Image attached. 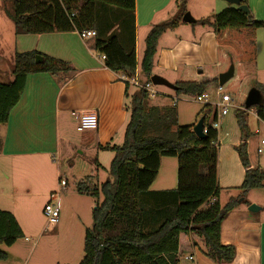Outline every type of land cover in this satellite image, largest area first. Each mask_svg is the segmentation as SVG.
I'll list each match as a JSON object with an SVG mask.
<instances>
[{"label": "trees", "instance_id": "obj_1", "mask_svg": "<svg viewBox=\"0 0 264 264\" xmlns=\"http://www.w3.org/2000/svg\"><path fill=\"white\" fill-rule=\"evenodd\" d=\"M9 1L18 35L95 31V50L105 56V66L127 79L137 73L136 0ZM181 1L177 18L152 26L145 38L139 78L144 84L153 76L160 38L175 28L186 13L188 0ZM243 4L248 6L247 0ZM194 25L213 30L218 60L215 65L179 66L175 94L195 97L214 92L219 86V76L237 62L242 68L237 74L235 66L234 81L237 84L252 81L248 90L255 88L261 92L263 102L254 108L257 118L264 121V87L258 86L253 77L257 67V32L264 29V21H256L251 10L244 12L231 6ZM38 56L43 58L41 64L36 63ZM72 71L70 64L37 51L17 53L13 80L0 81V125L7 123L10 112L20 101L28 75L56 76ZM125 84V101H130L125 102L128 123L123 143L100 147L114 155L109 178L99 185L90 176L77 185L78 193L97 199L93 226L85 233L84 258L80 264H194L184 257L195 250L215 264L232 262L236 248L221 243L222 223L240 205L239 198L251 190L264 188V172L251 168L246 148L248 90L241 95L244 110L236 112L244 138L237 149L245 170L243 193L222 207L217 169L218 131L213 128L216 110L211 105L204 108L206 138L199 139L193 132L194 126L173 129L178 124L175 104L164 108L148 106L150 98L144 89L138 88L129 96L131 84L128 81ZM166 157L179 161L178 186L152 192L150 188L159 174L161 159ZM22 238L25 236L16 217L0 209V247H12ZM7 259V253L0 250V263Z\"/></svg>", "mask_w": 264, "mask_h": 264}, {"label": "rangeland", "instance_id": "obj_2", "mask_svg": "<svg viewBox=\"0 0 264 264\" xmlns=\"http://www.w3.org/2000/svg\"><path fill=\"white\" fill-rule=\"evenodd\" d=\"M162 1L164 0H140L144 7L156 5ZM247 2L254 19L257 15L260 19H264V0H247ZM181 4V0H174L171 8L176 5L181 6ZM231 6L236 7L222 0H188L186 2V13L191 14L193 19L200 14L206 15L205 18H207V15L218 14ZM11 12L10 1L0 0V66L2 64L7 65L10 70L14 68L17 48L23 43L22 34L18 35L15 24L11 19ZM168 34L162 42L163 45L168 44L170 36H173V31L169 30ZM142 36L141 29L139 31L141 46L139 52L138 50L136 52L139 59V72L140 59L144 53ZM256 41L258 50L257 67L253 77L258 86L264 87V29L257 33ZM209 50V47H207L208 54ZM217 60V53H214L204 63L215 65ZM232 66L237 67L236 73L239 74L242 66L237 62ZM153 75L163 77L171 83L176 80L175 73H165L159 70L156 65L153 68ZM251 83L252 81L237 84L233 78L222 87V91L233 100L229 115L219 120L221 126L217 128L219 133L217 146L219 202L222 207L226 206L231 200L238 199L243 193L241 187L245 170L239 159L237 149L243 143L244 138L238 125L236 112L244 110V108H241L243 102L241 95L250 89ZM219 88L218 86L214 92L208 93L212 103L219 102L220 97L217 95ZM137 89L132 85L129 96ZM154 89L158 95L148 99L147 105L170 107L175 103L178 124L173 128L174 130H177L178 127L197 124L203 117L206 106L196 102L194 97L177 96L174 91L163 86H154ZM249 91L251 90H248L247 96ZM129 101L130 99L126 100L127 104H129ZM247 126L248 137L245 141L249 164L252 169H259L264 172V152L262 154L258 153V149L262 148L261 143L264 140V121L257 118L255 108L247 111ZM76 127L77 123L71 121L67 129L63 126L61 130L60 150L58 156H55L58 178L55 174L57 180L54 185L50 183L46 185L45 180L43 181L38 172L34 175L24 172L16 173L11 170L9 173L10 179H6L2 173V163L5 165V162L0 160V206L15 214L25 234V238L20 239L12 247H0V250L6 252L10 257V259L0 264H80L83 260L85 231L86 228L90 229L93 225V210L97 199L89 194L78 193L77 185L90 176L93 177L95 184L99 183L101 185L106 182L109 178L108 171L114 155L110 151L101 152L98 161L101 168L98 171L95 170L94 160L98 152L94 142V133L92 131L77 132ZM2 134L3 127L0 125V136ZM123 139L124 128L119 132L111 146L121 145ZM92 140L93 142L89 144L88 142ZM161 162L162 166L158 177L150 188L152 192L159 189L173 190L178 186V159L166 157L162 158ZM58 179L64 180L67 187H62ZM51 192L60 193L59 199L54 200V203L58 204L61 209L59 223L53 226L47 223L43 213L45 205L50 200ZM101 200H103V197H101ZM238 201L243 210H249L251 206L264 208V188L251 190L245 194V197L239 198ZM250 203L251 205H249ZM26 238L29 239V242L26 241Z\"/></svg>", "mask_w": 264, "mask_h": 264}, {"label": "crops", "instance_id": "obj_3", "mask_svg": "<svg viewBox=\"0 0 264 264\" xmlns=\"http://www.w3.org/2000/svg\"><path fill=\"white\" fill-rule=\"evenodd\" d=\"M172 2L174 3V0H164L156 5L144 7L140 0H136L134 12L136 52L137 50L139 52L141 46L139 39L141 29L145 42L152 26L168 23L177 18L179 6L171 8ZM205 16L200 14L195 21L212 19L214 15H207V18ZM255 20L264 21L258 15ZM169 30L173 31V36H170L168 44L163 45L162 42L169 35ZM169 30L159 40L155 59L156 67L165 73L176 74L177 68L182 65L202 67L212 54L217 53L215 33L210 27L185 23L182 18L175 28ZM21 38L23 43L17 48L16 54L37 51L70 64L73 71L56 76L28 75L20 101L10 112L7 123L2 125L0 160L5 162V165L2 163L3 175L10 179L11 170L34 175L38 172L46 185L56 184L55 174L58 178V172L55 156H58L60 150L61 130L63 126L67 129L71 121L78 123L73 116L74 113L89 109L97 110L99 115L98 129L90 130L94 133L98 152L94 160L95 170L98 171L101 168L98 163L99 154L108 152L99 148L113 144L119 132L123 128L125 131L128 123L125 108L126 84L121 79L122 75L112 72L105 66L101 55L95 50L96 38L83 40L77 32L22 34ZM207 47L210 49L209 54ZM144 48L145 44L143 51ZM137 61L139 63L138 57ZM12 70L2 64L0 81H12ZM137 73L140 78L138 70ZM92 142L93 140L88 143ZM61 180L58 179L59 182ZM159 191L167 190L159 189L154 192ZM242 208L239 205L222 223L221 243L236 248L234 260L222 264H264V208L261 207L262 209L255 213ZM0 209L7 211L1 206ZM11 213L15 216L13 212ZM188 256L194 257L193 261H189L194 264H215L198 250L185 255L186 261Z\"/></svg>", "mask_w": 264, "mask_h": 264}, {"label": "built area", "instance_id": "obj_4", "mask_svg": "<svg viewBox=\"0 0 264 264\" xmlns=\"http://www.w3.org/2000/svg\"><path fill=\"white\" fill-rule=\"evenodd\" d=\"M80 38L83 40L91 39L96 37L95 31H84L82 33H78ZM101 59L105 61V56H101ZM121 79L124 82H129L131 85L144 89L148 95L149 98H154L158 95V93L154 89V85L150 81L149 83H142L139 80L138 73L135 74V76L131 79H127L125 76H121ZM220 87V86H219ZM217 95L220 97L218 103H212V100L210 96L205 93L202 95H198L194 97V100L200 104L211 105L217 112V119L213 123V128L217 130V128H220L221 123L219 120L227 117L229 115V109L232 106V99L231 97L224 93L222 91V87L219 88ZM175 104V103H174ZM73 116L77 119V131L78 132H84V131H90V130H97L99 126V115L98 111L95 109H89L84 110L79 113H74ZM218 131V130H217ZM262 148L258 149V153L262 154L264 152V140L261 143ZM60 185L62 187L67 186V183L64 180H61ZM60 193L59 192H53L50 194V200L47 202V204L44 207L43 213L47 220V223L49 225H57L60 220V213L61 209L58 204L54 203V200L59 199ZM214 202V200H212ZM28 240V239H27ZM188 261H193V256L186 257Z\"/></svg>", "mask_w": 264, "mask_h": 264}, {"label": "water", "instance_id": "obj_5", "mask_svg": "<svg viewBox=\"0 0 264 264\" xmlns=\"http://www.w3.org/2000/svg\"><path fill=\"white\" fill-rule=\"evenodd\" d=\"M222 1H225L231 5L236 6L240 11H244V12L250 11L249 7L247 5L243 4L244 0H222ZM183 22L194 24L196 21H195V19L192 18L191 14L186 13L183 17ZM42 62H43V58L38 56L36 58V63L41 64ZM234 76H235V68H234V66H231L230 69L228 70V72L223 73L219 76V86L220 87L225 86L230 80H232L234 78ZM150 80L154 86H163V87H166L172 91L177 90V87L175 86V84L167 81L165 78L160 77L158 75H153ZM262 102H263V96H262L261 92L254 88L249 92V94L245 100V109L249 110V109H252L254 107H257ZM204 122H205V119L201 118L199 120V122L193 127V132L195 133V135L199 139H205L206 138ZM260 209L261 208H258L257 206H251L249 211L255 213V212H258Z\"/></svg>", "mask_w": 264, "mask_h": 264}]
</instances>
